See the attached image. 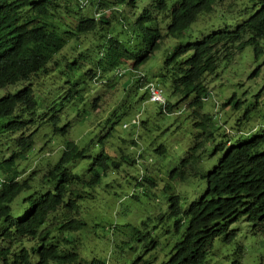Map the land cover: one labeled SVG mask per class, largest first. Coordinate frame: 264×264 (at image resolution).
<instances>
[{
    "label": "trees",
    "instance_id": "1",
    "mask_svg": "<svg viewBox=\"0 0 264 264\" xmlns=\"http://www.w3.org/2000/svg\"><path fill=\"white\" fill-rule=\"evenodd\" d=\"M40 1L46 7L32 0H22L18 3L19 10L8 12L9 16L28 26L24 31L26 35L38 36L35 46L42 54V65L18 68L2 64L10 81L21 80L23 82L18 84L23 87L0 99V120L3 121L0 127L5 131L0 136V264H105L97 258L86 261L79 255L75 242L86 222L70 213L75 209L76 199L81 196L91 198L94 188L109 173L141 161L139 149L132 157L110 141L118 131L115 125L124 116L132 115L130 110L136 102V94L120 90L116 99L121 102L118 107H111V112L99 123L89 125L99 131L90 142L80 143L67 138L57 150L51 148L58 145L56 138L68 135V129L72 127L71 120L59 123L58 111L70 103L72 112L77 111L78 120H89L98 99L86 91L96 78L94 62L103 77L121 63L130 61L136 69L159 53L161 66L150 78L174 99L173 102L166 99L164 106L159 105V110L171 113L179 102L192 95L193 99L186 107L198 130L195 144L169 171L168 177L185 181L193 176L205 181L202 195L185 208L180 205L179 195H169L164 216L171 220L175 232L181 231V237L160 264H205L210 241L222 234L229 239L232 233L228 228L239 218L264 232V122L247 131L230 129L227 132L214 123L210 114L200 112L202 101L208 95L206 80L217 71L221 61H229L235 51L250 46L254 59L263 57L261 63L264 64V0H238L240 6L246 7L243 13L231 15L227 24L197 41L191 38L200 31L194 28L200 15L215 11L225 0H150L149 8L135 18H117L111 14L113 20L103 13L98 16L90 13L91 8L104 11L106 3L92 2L82 7L78 0ZM252 4L257 7L255 11L250 9ZM220 14L224 15L225 11L221 10ZM238 16H243V20L231 27L230 24L240 19ZM107 28L112 34L107 39L109 44L102 48L94 39L96 35L106 37ZM90 43L95 45V58L80 50L63 60L61 67H55L54 76L49 75L45 66L52 57L50 54L62 49L68 53ZM37 71L38 81H35L31 76ZM48 84H61L65 91L42 97ZM258 85L252 96L255 106L260 96L264 98V79ZM32 86L38 87V97ZM234 96L226 98L222 105L233 102L238 107L242 100ZM144 100L145 93L142 92L138 102ZM82 101L85 103L78 110ZM108 106L105 105L104 110H108ZM37 107L42 109V114L35 113ZM248 119L246 112L237 122ZM44 123L51 124L52 131L44 142L47 149H42L40 144L36 155L33 134ZM28 125L30 128L24 135L14 138L13 132H22ZM207 141L213 142L214 153H223L208 172L199 166ZM137 142L136 138L128 139L130 147H137ZM11 144L12 148L7 149ZM96 146L98 150L91 156ZM154 150L161 154L164 147L159 145ZM30 156L32 163L38 162L39 174L34 176V172H29L21 176V169L26 167L21 164V159L27 161ZM140 168L133 177L125 169V181L134 186L131 196L136 194L135 189L148 192L157 183ZM170 188L167 185V189ZM21 192L20 200L14 201ZM135 240H138L137 236ZM153 256L156 255L149 256L148 263ZM231 264L242 263L236 258Z\"/></svg>",
    "mask_w": 264,
    "mask_h": 264
},
{
    "label": "rangeland",
    "instance_id": "2",
    "mask_svg": "<svg viewBox=\"0 0 264 264\" xmlns=\"http://www.w3.org/2000/svg\"><path fill=\"white\" fill-rule=\"evenodd\" d=\"M245 8L238 4V0H225L216 7L215 11L199 17L194 28L197 27L200 31L191 40L197 41L201 36L227 24L231 15L237 12L243 13ZM256 8L255 4L250 6L251 11H255ZM221 10L225 11L224 15L220 14ZM238 18L240 19L237 22L230 24L231 27H235L244 17L238 16ZM262 58L254 59L250 46H246L235 51L229 61H221L217 71L206 80L208 95L202 101L200 112L210 114L216 125L220 122L232 131L238 129L247 131L262 123L264 121V98L260 96L255 106L252 97L259 88L258 84L264 79ZM161 63L162 58L154 55L144 63L142 69L151 76L159 69ZM52 75L54 76V72ZM60 87L61 84H48L46 94L51 96ZM111 92L115 97L117 96L115 87ZM163 93L166 99L174 101L169 98L166 89ZM140 94L137 92V97L134 98L136 102L132 103L130 110L132 115L124 116L122 119L129 122L137 117V120L143 123H130L129 127L122 129L118 122L115 125L118 131L114 133L110 141L132 157L136 156L137 149H139L141 161L137 165L127 167L124 165L119 171L109 173L94 188L91 198L86 199L81 196L76 199L75 209L70 213L86 222L75 242L79 255L86 261L97 258L105 264H160L167 259L174 242L181 237V231L175 232L171 220L164 216L169 195H179L180 205L185 208L204 192L205 181L203 179L190 176L185 181H180L171 180L168 177L169 171L195 144L194 138L198 130L194 128L193 120L189 116L190 109L186 107V103L191 101L193 96L190 95L187 100L179 102L171 113H163L159 110L158 103L149 100L139 103ZM232 94H235L234 97L242 102L238 107L233 102L223 106L224 100ZM120 103L114 100L109 106L105 103L108 110L104 108L93 110L88 121H78L73 127L70 126L68 129L70 133L66 136H58L56 138L58 145L51 146V148L56 147L58 150L59 145L69 137L80 143L90 142L99 134V131L97 127L88 128L89 125L99 123L104 115L111 112V107H118ZM82 106L83 103H79L78 110ZM62 111L72 112L73 108L70 104H66ZM76 112L71 113L70 119L75 120ZM246 112L249 113V119L245 122L243 120L237 122ZM2 123L3 121L0 120V126ZM4 132L0 127V135ZM131 138L137 139V147H130L128 139ZM35 139L37 146L42 144V149H47L44 144L47 139L46 134L38 136L37 133ZM212 143V141L205 142V151L200 157L199 166L206 172L211 170L223 154L214 153ZM159 145L164 147L161 154L154 150ZM97 150L96 146L90 153L91 156ZM34 154L38 155V151ZM21 161L22 165H26L21 169L23 173L21 176H26L29 172H34V176H38V162L32 163V156L28 161L24 159ZM140 167L154 177L157 183L154 187H150L148 192L137 188L135 189L136 194L131 196L134 186L125 181V169L133 177L138 174ZM131 176L128 177L129 180ZM167 185L171 188L167 189ZM21 194L22 192L14 201L20 200ZM124 194L126 196H123ZM13 205L20 207L15 203ZM228 230L232 233L229 239L225 238L226 234H222L210 241L205 264H231L236 258L242 264H264V232L253 228L251 223L244 218L231 223ZM136 236L138 240L134 241ZM150 255L156 256L151 257L152 261L148 263L147 259Z\"/></svg>",
    "mask_w": 264,
    "mask_h": 264
},
{
    "label": "clouds",
    "instance_id": "3",
    "mask_svg": "<svg viewBox=\"0 0 264 264\" xmlns=\"http://www.w3.org/2000/svg\"><path fill=\"white\" fill-rule=\"evenodd\" d=\"M20 1L22 0H0V99L3 98L4 96H7L8 93H10V95H12V93H16L23 87L22 85L18 84L20 82H23L21 80L15 83L10 81L7 73L2 67V64L12 65L18 68H24L29 65H37V66L38 64L42 65L41 64L42 54H40V52L37 50L35 46L38 36L26 35L24 31L28 28V26L24 24L23 22L12 18L8 14V12L11 10H14V9L19 10L18 3ZM32 1L38 2L41 5L45 6L44 4L41 3L40 0H32ZM78 2L81 4L82 7L88 6L92 2H95L96 4L106 3L107 5L104 11L97 10L96 8H91L90 13L96 16L99 15L98 13H103L106 17H110L111 19L113 18L111 14H114L117 18H120V17L123 18L125 16H132L133 18H135L136 16H138V14H140L143 10L148 9L150 6V0H78ZM4 25L5 27H3ZM106 30L108 34L106 37L96 35V38L94 39V41L102 48L103 46L109 44L107 39L112 34V31L110 28H107ZM94 49H95V45L90 43L83 48L81 47L76 50H70L68 53H66L63 49L59 53H52L50 54L52 56L51 59L46 63V66H45L46 70H48L49 75L53 76L52 72H54L55 67H59V66L61 67L64 64L63 60L74 56L76 52L80 50L87 51L89 53L88 54L89 57L95 58L96 56L94 54ZM160 55L161 53H159L158 56ZM94 64L96 65L95 62ZM94 64H93V68L96 74V78L92 79L91 83L93 85L89 86V88L86 91H88L94 97H98V99L96 100V109H100V108L102 109L105 107V103L108 104L111 101L116 100L120 90L122 89H124L125 93L136 94V97H137V92H140V93L144 92L145 100H149L151 102H155V103H158L159 105L164 106L166 102V98L164 96L163 91L165 89L161 85H159L155 80L151 79L150 75L147 74V72L142 69V66L144 64L140 65L136 69H133L131 66V62L126 61L125 63H121L115 69L113 68L111 71L106 73L103 77L100 76ZM41 69H44V68L42 67ZM41 72L42 71H40V73ZM36 74H38V71L34 75H32L31 78L35 81H38V76H35ZM63 75H66V74L64 73ZM32 87L35 90V96L38 97V87L37 86H32ZM114 87H115L116 94H117L116 97L111 92V90H113ZM154 89L159 91L162 97L161 101L152 100L150 98V92ZM129 90H132V91H129ZM64 91L65 90L61 89L60 87L56 93H59V92L62 93ZM47 96L49 95L45 94L42 97H47ZM139 96H138V99H139ZM82 103L84 104L85 101L84 102L82 101ZM67 104H70V103H67ZM61 110L58 111V114L61 116V122L59 123L62 124L67 120L68 121L71 120L72 127H73V125L76 122L81 121V120H78V117L76 115H75L76 117L75 120L70 119L71 112H67V111L61 112ZM35 113L42 114V109H38L37 107L35 110ZM137 121H138L137 117L132 118L129 122H126V120L121 119L120 125L122 128H127L129 127L130 123L132 122L137 123ZM218 124L221 125L220 122H218ZM221 126L225 128L227 132H230L229 128L224 127L223 125ZM257 126L258 125H255L251 127L250 129H253L254 127H257ZM29 128H30V125H28L26 130L22 132L20 131L13 132L14 138H20L22 135H24V133H26V131H28ZM34 128L32 127V130H34ZM51 131H52L51 124L44 123L39 128H36L33 136H36L37 133H38V136H43L46 134L48 138V134ZM69 138L72 139L71 137ZM36 144H37V141H36ZM36 144H35V147H36L35 152L38 151V146H39V145L37 146ZM12 145L13 144L8 146L7 149L12 148ZM0 153H1V150H0ZM149 161H151L150 158H149ZM0 181H1V176H0Z\"/></svg>",
    "mask_w": 264,
    "mask_h": 264
},
{
    "label": "built area",
    "instance_id": "4",
    "mask_svg": "<svg viewBox=\"0 0 264 264\" xmlns=\"http://www.w3.org/2000/svg\"><path fill=\"white\" fill-rule=\"evenodd\" d=\"M150 98H151L152 100H158V101H161V99H162V97H161L159 91L156 90V89H154V90H152V91L150 92Z\"/></svg>",
    "mask_w": 264,
    "mask_h": 264
}]
</instances>
